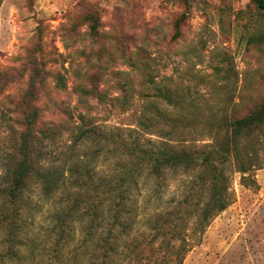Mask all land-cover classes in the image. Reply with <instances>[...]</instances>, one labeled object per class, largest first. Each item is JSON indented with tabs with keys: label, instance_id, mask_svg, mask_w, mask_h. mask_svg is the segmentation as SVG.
<instances>
[{
	"label": "rangeland",
	"instance_id": "374dc122",
	"mask_svg": "<svg viewBox=\"0 0 264 264\" xmlns=\"http://www.w3.org/2000/svg\"><path fill=\"white\" fill-rule=\"evenodd\" d=\"M159 84L183 97L188 87L195 92L188 112L198 113V122L192 128L180 125L191 141L209 139L197 134L208 117L244 116L259 106L264 9L256 0H0V264H157L141 262L127 244L134 238L150 242L160 215L183 200L191 177L182 169L141 174L132 190L140 206L129 215L133 229L122 230L118 250L108 255L83 222H76L72 233L60 223L66 211L91 201L90 177L75 187L66 171V181L51 196L32 180L19 194V217L3 221L1 211L13 212L4 202L22 158L26 115L36 109L43 123L62 127L59 141L45 150L50 165L68 170L78 154L87 160L94 154L97 170L105 172L114 167L116 153L95 139L74 146L79 115L115 130L137 127L146 99H158L153 94ZM169 129L162 122L152 134L143 133L161 143L158 135ZM30 140L37 149V140ZM32 157L35 162L37 154ZM227 172L234 201L200 240L187 233L194 244L182 264H264V167L253 171L254 186L241 183L233 160ZM157 253L160 264L177 262L165 248Z\"/></svg>",
	"mask_w": 264,
	"mask_h": 264
},
{
	"label": "trees",
	"instance_id": "16d2710c",
	"mask_svg": "<svg viewBox=\"0 0 264 264\" xmlns=\"http://www.w3.org/2000/svg\"><path fill=\"white\" fill-rule=\"evenodd\" d=\"M256 3L264 9V0H256ZM156 90L153 96L158 99H146L144 111L138 115L137 127L128 130L93 124L85 115H79L80 122L73 127L74 146H79L77 142L95 139L102 149L116 153L114 167L105 172L97 170L94 154L89 156L90 160H87L88 155L85 158L78 154L79 160L68 170L50 165L45 150L59 141L63 135L62 127L53 122L43 123L36 109L26 115L27 131L20 146L22 158L13 173L4 202L5 205H13V212L1 211L3 221L19 217L22 206L18 197L30 181L41 184L43 192L51 196L66 181V171L72 178L70 185L75 187L81 178L87 176L90 177L87 197L91 201L74 207L71 212L66 209L65 220L60 223L72 233L75 232V223L83 222L86 233L95 237L96 247L108 255L110 251L118 250L122 230L130 234L129 230L133 229V224L128 222L129 215L140 206L136 198L135 201L132 199V190L141 174L149 170L152 175L160 176L169 168L182 169L191 177L183 200L160 215L150 242L140 244L134 238L132 243L127 244L130 252L141 262L156 259L154 263L160 264L157 250L160 252V248H165L170 254L178 256L175 264H182L194 244L187 238V233L200 240L214 218L234 201L231 177L227 172L230 160H233L236 171L241 172L242 184L258 185L253 171L264 167V158H261L264 148V100L244 116L220 114L208 117L206 129L197 134L206 135L209 139L195 138L191 141V137L184 138L187 131L183 132L180 125L192 128L198 122V113L188 112L195 105V92L188 87L183 97L168 84H159ZM176 108L179 113L174 112ZM162 122L169 123L171 129L158 135L162 137L161 143L144 137L143 132L150 133ZM30 139L37 140V149H34ZM33 152L37 154L35 162ZM13 224L15 222L10 225ZM11 231H14L13 226ZM148 246L152 249L147 250Z\"/></svg>",
	"mask_w": 264,
	"mask_h": 264
}]
</instances>
